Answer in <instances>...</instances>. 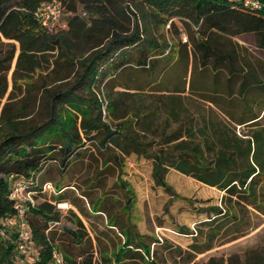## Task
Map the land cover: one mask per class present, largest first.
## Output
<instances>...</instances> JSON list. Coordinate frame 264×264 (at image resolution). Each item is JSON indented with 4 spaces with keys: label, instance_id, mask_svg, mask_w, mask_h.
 <instances>
[{
    "label": "trees",
    "instance_id": "1",
    "mask_svg": "<svg viewBox=\"0 0 264 264\" xmlns=\"http://www.w3.org/2000/svg\"><path fill=\"white\" fill-rule=\"evenodd\" d=\"M52 1H59L69 15L64 27L51 32L41 27L35 12L42 3ZM126 1L132 9H127ZM175 19L196 28L195 36L181 43L183 47L190 43L195 64L209 69L214 78L220 70L226 75L225 96L212 93L217 86L213 79L208 88L212 95L206 97L225 114L221 120L211 118L184 127L183 104L175 97L170 104L135 99L127 113L119 114V93L113 90L121 86L119 74L134 67L153 75L161 62L169 65L168 57L178 54L180 44L167 42L159 31L166 25L174 27ZM241 34H252L255 46L264 51V6L249 8L243 0H0V217L14 211L8 177L31 181L36 203L25 217L34 250L28 253L27 264H53L54 252L61 255L62 264H166L152 244L191 264H264V247L248 249L243 258L234 254L227 259L194 260L225 232L224 225L232 222L237 229L243 224L239 208H258L264 201V127L243 141L236 137L232 123L256 125L259 113L243 105L233 118L222 108L224 99L230 102L232 85L238 95L253 88L264 91V80L246 67L239 44L234 42L232 47L220 39ZM16 49L11 90L2 104ZM42 62L47 68L51 64V71L31 81ZM70 75L74 77L71 84L58 83ZM18 90L25 92L20 99ZM162 111L169 117L161 120ZM169 119L180 125L168 131ZM92 140L115 165L130 154L152 160L154 185L171 196L175 192L166 180L170 169L223 192L222 205L202 209L208 217L201 224L209 226L208 233L178 227L179 233L194 237L183 250L168 239L140 234L130 217L118 225V214H114L108 216L107 228H116L122 239L112 240L108 252L103 245L108 230L94 231L92 236L81 219L90 215L77 201L70 202L77 212L68 209L62 214L57 204L64 199L63 191L53 193L55 201L42 191V185L50 182L45 179L47 167L55 163L63 173ZM126 195L125 207L130 211L134 198L130 190ZM99 208L94 205L92 213H104ZM63 218L72 226H60ZM20 256L14 241L0 236V264H18Z\"/></svg>",
    "mask_w": 264,
    "mask_h": 264
},
{
    "label": "rangeland",
    "instance_id": "2",
    "mask_svg": "<svg viewBox=\"0 0 264 264\" xmlns=\"http://www.w3.org/2000/svg\"><path fill=\"white\" fill-rule=\"evenodd\" d=\"M125 4L127 9H132L129 2L126 1ZM68 15L69 13L61 15L59 28L64 26ZM168 27L166 25L159 31L164 34L167 42L180 44L178 54L173 53V56L168 57L169 65L161 62L153 75L134 67H128L119 74L121 86L117 85L113 88L119 93L117 97L120 98L122 107L119 114L127 113L135 99H145L153 104H157L159 101L170 104L172 98L175 97L183 104L180 119L184 121V127L211 118L214 120L223 119L220 110L208 102L206 97L212 95L209 94L208 88L212 85L213 79L217 80L214 82L217 83V86L212 93L215 96L219 95L218 97L222 96L225 73L220 70L217 72V77L214 78L209 69L199 68L195 64L190 43L186 47L181 44L187 41L188 37L195 36L196 28L194 26L175 19V26ZM220 39L227 45H233L232 47H234V42L238 43L239 47L237 46V48L242 60L247 63L246 67L249 71H254L258 78L264 80V51L255 46L252 34L223 35ZM17 53L18 49H16L10 70L7 73L8 90L2 99V104L6 101V96L11 90V76ZM162 68L163 72H161ZM51 69V64L47 68V64L42 62V68L36 71L31 81L37 77L42 78ZM49 76L54 75L49 73ZM73 80V75H70L65 80H59L58 83L65 81L71 84ZM20 84L22 89L26 88L24 81H20ZM24 94L23 91H16V96L19 99ZM101 96L103 97L102 93ZM243 105L255 113L260 112L262 116L256 125L234 123L236 137L245 141L250 139L253 130L264 127V110L261 111L264 106V91L253 88L249 93L238 95L234 85L235 117L242 110ZM165 117H169V115L162 111L161 120ZM168 122L170 126L168 131L176 129L180 125V121L169 119ZM149 139L152 137L149 136ZM104 159L106 161H103ZM108 159L100 145L92 140L87 142L85 149L78 157L72 158L70 165L63 173L59 171L55 163H51L47 167L46 173L45 169L43 170L45 179L51 182L54 191L56 193L63 191L61 193H63L64 199L59 202L62 214L68 213V209L77 211L70 204V202L77 201L79 206L90 215L89 218L81 216V219L92 236H94V231L100 233V231L108 230L109 238H103V245L108 252L113 246L112 240L115 243L122 239L117 236L116 228H107V218L114 214H118L116 218L118 225H122L125 217H130L131 224H135L140 234L153 240L168 239L172 245L180 246L183 250H187L188 246L194 242V237L191 234L179 233L178 227L185 226L190 231L202 229L203 234L208 233L209 226L201 224L208 217L206 213L202 212V209L208 205H222V197L225 195L223 192L203 184L191 176L170 169L166 174V180L175 192V196H171L161 187L154 185L151 177L152 160L130 154L122 158L119 165H115L112 161H107ZM127 190L131 191V196L134 198V204L130 211H126L125 207ZM53 193L51 190L46 191V197L55 201L57 196ZM94 205L100 207L99 209H102L104 213L98 212L94 215L92 213ZM239 214L243 218V224L237 229H234L232 222L224 225L222 229H226L225 232L212 241L209 250L197 253L195 261H206L211 256L227 259L234 254L243 258L248 249L264 247V201L259 204L258 208L252 206L239 208ZM60 226L71 227L72 224L67 218H63ZM151 246L157 249L159 259L165 261L166 264H191L186 258H177L175 252H169L161 246H153V244Z\"/></svg>",
    "mask_w": 264,
    "mask_h": 264
},
{
    "label": "built area",
    "instance_id": "3",
    "mask_svg": "<svg viewBox=\"0 0 264 264\" xmlns=\"http://www.w3.org/2000/svg\"><path fill=\"white\" fill-rule=\"evenodd\" d=\"M243 4L253 9H260L264 6V0H243ZM64 7L59 1L42 3L35 12V17L39 21L41 27L47 31H55L59 28L61 15H63ZM65 25V24H64ZM64 27V26H63ZM10 190L8 197L14 203V211L12 214L0 217V236L5 240L14 241L16 248L22 255L18 258V264H27V257L30 251L34 250L31 231L29 229L25 211L36 203L32 182L26 181L21 177L10 175L8 177ZM51 190L54 192L50 182L42 185V191ZM61 203L57 204L60 209ZM53 264H62L61 255L54 252L52 255Z\"/></svg>",
    "mask_w": 264,
    "mask_h": 264
},
{
    "label": "crops",
    "instance_id": "4",
    "mask_svg": "<svg viewBox=\"0 0 264 264\" xmlns=\"http://www.w3.org/2000/svg\"><path fill=\"white\" fill-rule=\"evenodd\" d=\"M225 80H226V78H225ZM225 82V81H224ZM232 92H231V94H233L232 96H231V98H230V100H228V101H230V102H227V99L225 100L224 99V102L225 103H223V105H222V108L224 109V110H226L227 112H229L231 115H232V117L234 118V85H232V90H231ZM222 93V96L224 97L225 96V94L223 93V92H221ZM226 102L227 103H229V105H226ZM222 113V112H221ZM259 114H258V121L262 118V116H261V114H260V112H258ZM222 115H223V117H225V114L224 113H222ZM232 123L234 124V122L232 121ZM247 123H249V122H247ZM246 123V124H247ZM242 125H245V124H242ZM74 210V209H73ZM75 211V210H74ZM77 212V211H76Z\"/></svg>",
    "mask_w": 264,
    "mask_h": 264
}]
</instances>
